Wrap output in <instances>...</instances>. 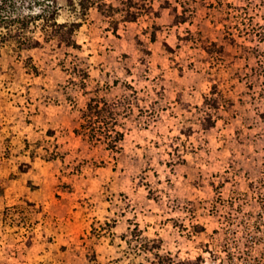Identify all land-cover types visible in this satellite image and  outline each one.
<instances>
[{
	"label": "rangeland",
	"instance_id": "obj_1",
	"mask_svg": "<svg viewBox=\"0 0 264 264\" xmlns=\"http://www.w3.org/2000/svg\"><path fill=\"white\" fill-rule=\"evenodd\" d=\"M58 7L0 47V264H264V0Z\"/></svg>",
	"mask_w": 264,
	"mask_h": 264
},
{
	"label": "trees",
	"instance_id": "obj_2",
	"mask_svg": "<svg viewBox=\"0 0 264 264\" xmlns=\"http://www.w3.org/2000/svg\"><path fill=\"white\" fill-rule=\"evenodd\" d=\"M71 4L75 0H68ZM48 3V7L52 9H45L41 13L30 15L29 17H5L0 16V47L3 43L9 42L10 40H18L23 44H28L29 47H38L40 44L34 43L28 37L24 35L25 30L30 29L31 24L42 23L45 28H52L54 33L61 36L62 39L72 42L73 35L75 33L76 24L71 26L67 23H59V7L58 0H43ZM37 4V2H36ZM37 26V25H35ZM6 30L4 33L1 29ZM16 29V33L14 32ZM56 34V35H57ZM96 117L88 120V125H84V128L90 130L92 139H101V136L105 135L108 139L110 149L115 151L118 149V144L124 140V133L117 129L116 119L109 115H114V111L105 104V107L100 109L99 105H96Z\"/></svg>",
	"mask_w": 264,
	"mask_h": 264
}]
</instances>
